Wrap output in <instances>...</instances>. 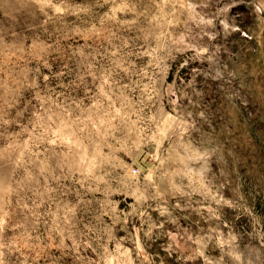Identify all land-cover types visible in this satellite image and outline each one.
<instances>
[{"label": "rangeland", "instance_id": "obj_1", "mask_svg": "<svg viewBox=\"0 0 264 264\" xmlns=\"http://www.w3.org/2000/svg\"><path fill=\"white\" fill-rule=\"evenodd\" d=\"M0 264H264V0H0Z\"/></svg>", "mask_w": 264, "mask_h": 264}]
</instances>
